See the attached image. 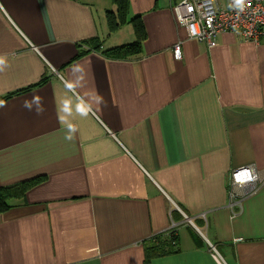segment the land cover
I'll return each mask as SVG.
<instances>
[{
    "label": "crops",
    "instance_id": "0c3cea01",
    "mask_svg": "<svg viewBox=\"0 0 264 264\" xmlns=\"http://www.w3.org/2000/svg\"><path fill=\"white\" fill-rule=\"evenodd\" d=\"M180 1L128 0L111 30L112 0H0V189L23 186L0 209V264H264V183L234 216L227 189L236 168L264 178V39H189ZM135 23L137 54L103 53ZM171 229L178 250L147 261Z\"/></svg>",
    "mask_w": 264,
    "mask_h": 264
},
{
    "label": "built area",
    "instance_id": "2783aa9c",
    "mask_svg": "<svg viewBox=\"0 0 264 264\" xmlns=\"http://www.w3.org/2000/svg\"><path fill=\"white\" fill-rule=\"evenodd\" d=\"M231 2L181 0L173 5L172 10L176 22L185 26L189 39L203 42L208 47L217 45L218 36L222 32H231L255 43L263 40L264 0H246L242 12L230 8ZM173 57L181 59V42L174 45ZM263 183L264 178L252 166L236 168L230 172L227 189L232 216L238 213L242 200L256 192ZM210 247L216 252L214 246L210 244Z\"/></svg>",
    "mask_w": 264,
    "mask_h": 264
},
{
    "label": "trees",
    "instance_id": "16d2710c",
    "mask_svg": "<svg viewBox=\"0 0 264 264\" xmlns=\"http://www.w3.org/2000/svg\"><path fill=\"white\" fill-rule=\"evenodd\" d=\"M117 8L116 15L109 11L107 13L108 23L111 30H115L120 25L128 21L127 19V8L128 0H112ZM135 22V18L131 20ZM140 24L135 23L136 39L133 42L126 43L120 46H116L109 50H104L103 53L109 57L123 58L129 55H134L139 52L141 47V33L139 32ZM40 84V83H39ZM28 90V89H27ZM26 91V90H24ZM6 98L0 100V104L4 102ZM19 191V192H18ZM23 186H10L0 189V209L9 207L7 203L11 197L17 194H21ZM178 250L177 233L176 230L171 229L165 234H160L153 237L145 246V258L150 260L152 258L173 253Z\"/></svg>",
    "mask_w": 264,
    "mask_h": 264
},
{
    "label": "clouds",
    "instance_id": "9594fccd",
    "mask_svg": "<svg viewBox=\"0 0 264 264\" xmlns=\"http://www.w3.org/2000/svg\"><path fill=\"white\" fill-rule=\"evenodd\" d=\"M245 4H246V0H232V2L229 4V7L237 9L242 12L244 11ZM6 66H7L6 60L0 57V72L4 71ZM67 87L69 88V90L72 89L71 85H68ZM33 102L38 105L37 112L38 114H41L44 111L43 107L40 106L41 100L37 97H34ZM96 103L102 104L103 103L102 98H97ZM25 107L31 109V104L25 102ZM76 111L80 116L87 117L89 115V112L92 111V108L91 105H85L83 102H81L80 104L77 105ZM58 112L63 113V115H59V121L62 125L66 126L67 132L65 135V139L72 141L77 132V127L74 124L70 123L67 119V117L71 115L70 103L68 101H64L62 107L58 109Z\"/></svg>",
    "mask_w": 264,
    "mask_h": 264
},
{
    "label": "water",
    "instance_id": "95a60500",
    "mask_svg": "<svg viewBox=\"0 0 264 264\" xmlns=\"http://www.w3.org/2000/svg\"><path fill=\"white\" fill-rule=\"evenodd\" d=\"M185 219H186L187 221H189V223H191V224L194 226V224H193L192 221H191V220H192L191 218H188V217H187V218H185Z\"/></svg>",
    "mask_w": 264,
    "mask_h": 264
}]
</instances>
